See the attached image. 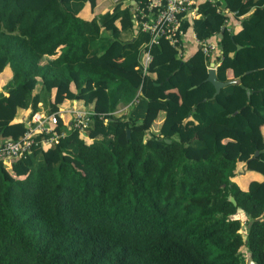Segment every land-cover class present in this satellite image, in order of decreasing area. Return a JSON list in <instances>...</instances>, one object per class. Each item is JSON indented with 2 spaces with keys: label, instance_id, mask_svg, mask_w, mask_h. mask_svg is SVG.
<instances>
[{
  "label": "trees",
  "instance_id": "obj_1",
  "mask_svg": "<svg viewBox=\"0 0 264 264\" xmlns=\"http://www.w3.org/2000/svg\"><path fill=\"white\" fill-rule=\"evenodd\" d=\"M135 2L84 18L96 0H0V140L26 129L18 108L68 98L90 112L81 129L57 115L56 141L37 132L0 160V264H264V0L197 3L212 59L149 44L132 19L157 11ZM211 60L217 79H238L214 95Z\"/></svg>",
  "mask_w": 264,
  "mask_h": 264
},
{
  "label": "built area",
  "instance_id": "obj_2",
  "mask_svg": "<svg viewBox=\"0 0 264 264\" xmlns=\"http://www.w3.org/2000/svg\"><path fill=\"white\" fill-rule=\"evenodd\" d=\"M112 3H115L119 0H109ZM200 0H145L144 7L147 10L155 9L157 12L152 19H148L146 13L141 11L139 8L136 12L135 24L138 25L142 30L149 32L150 36L148 43L156 42L159 37L166 38L172 46H176L182 43L183 30L180 29V17L186 11L196 10L197 3ZM210 4L215 7H219L215 4L216 0H207ZM199 46L204 53L210 51L213 48L211 43H206L204 40H198ZM150 60V53L148 48L143 49L140 56V63L142 64L143 69L146 67L148 61ZM213 63H208L207 67ZM66 112L68 119L62 120L63 123H72V125L77 126L81 129L87 119L89 111H84L81 108L68 106L63 110ZM61 116L58 110L52 111L49 113L44 112L43 110L32 111L28 118L26 119V129L23 134L18 138L11 140L6 139L0 140V160L4 162L7 166L8 163L13 158H18L31 148L32 143L34 142V135L37 132L49 133V136L41 138L42 143L47 145L51 141H56L58 136L62 135V132L56 129V116Z\"/></svg>",
  "mask_w": 264,
  "mask_h": 264
},
{
  "label": "crops",
  "instance_id": "obj_3",
  "mask_svg": "<svg viewBox=\"0 0 264 264\" xmlns=\"http://www.w3.org/2000/svg\"><path fill=\"white\" fill-rule=\"evenodd\" d=\"M128 1L131 4H135L136 3L135 0H128ZM200 1H202V0H200ZM124 3H125V1H124ZM112 4L113 3L110 2L109 0H96L95 5L92 8H90L88 3H85L83 5V7L81 8V10H79L78 14L81 17L89 18L94 13H96L97 11H102L103 12V11L109 9L112 6ZM224 12L226 14V19L224 21V25L230 26L232 28V30H237L240 27L239 21L233 16L231 11H226V9H224ZM196 16H198L197 9L196 10H190L189 12L186 11L180 17V23L184 19L187 20V22H188V25H187L186 29L183 31V35H182L183 40H182V43H181V46L183 48V53H184L185 56H188L189 54L194 52L197 49L198 45H199L198 41L196 40V36L194 34V31L192 30V27H191V19L193 17H196ZM134 25H135V23H134ZM219 32L220 31H218L216 33L217 36H220V35H218ZM208 40L213 45V48L211 49L210 55H209V57L212 59L219 52V50H218L217 46L214 43L215 40H214L213 37H210ZM210 62H212V60ZM214 68H215V66H214ZM2 75L5 76V78H6V77H8L9 72L4 71V73ZM62 102L66 103L67 104L66 106H69V107L70 106H73V107L81 106L75 100H69L68 98H65ZM61 104L62 103H60V105H58V111L61 114V116H60L61 119L65 121V120L68 119V116H67L66 112L63 111L64 109L61 108ZM18 109L19 110H17L16 115L14 117V120L22 121V122H24L26 124V119L28 118V115H29V109H27V108H18ZM161 116H162V112H161L160 117ZM262 127H264V124L262 125ZM251 175H253V174H251ZM241 181L243 182V179Z\"/></svg>",
  "mask_w": 264,
  "mask_h": 264
},
{
  "label": "water",
  "instance_id": "obj_4",
  "mask_svg": "<svg viewBox=\"0 0 264 264\" xmlns=\"http://www.w3.org/2000/svg\"><path fill=\"white\" fill-rule=\"evenodd\" d=\"M222 31V28L220 29V32L218 33V35H220ZM240 45L239 44H236V47H239ZM212 63V62H210ZM206 76H205V80H208L214 87V91L212 92V95H214L216 92H218L219 88L229 82H237L238 79L237 78H231V79H227V80H219L216 78V75H215V68L210 65L207 67L206 69ZM129 136V129L127 128L126 129V137ZM256 153V151H255ZM232 201H233V198L230 196L229 197ZM249 264H256V262L254 260H249Z\"/></svg>",
  "mask_w": 264,
  "mask_h": 264
},
{
  "label": "rangeland",
  "instance_id": "obj_5",
  "mask_svg": "<svg viewBox=\"0 0 264 264\" xmlns=\"http://www.w3.org/2000/svg\"><path fill=\"white\" fill-rule=\"evenodd\" d=\"M2 74H3V73H2ZM5 79H6L5 76L0 75V84H1V82L5 81ZM59 105H60V104H59ZM66 105H67L66 103L62 102V104H61V108H62V109H66V108L68 107V106H66ZM124 107H125V105L119 103V104L117 105V109L115 110V114H119V113L123 112ZM18 110H19V109H18ZM160 120H161L160 117L157 118V119H155V120L153 121L152 125L149 127L150 130H151L152 132L157 133V128H158V124H159ZM239 216H240V215H239ZM240 217H241V216H240ZM241 218H242V217H241Z\"/></svg>",
  "mask_w": 264,
  "mask_h": 264
}]
</instances>
